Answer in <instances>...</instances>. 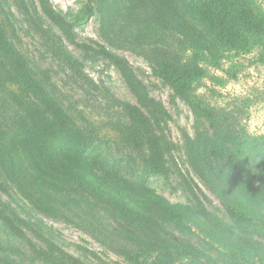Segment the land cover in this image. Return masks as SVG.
Returning a JSON list of instances; mask_svg holds the SVG:
<instances>
[{
  "label": "rangeland",
  "instance_id": "rangeland-1",
  "mask_svg": "<svg viewBox=\"0 0 264 264\" xmlns=\"http://www.w3.org/2000/svg\"><path fill=\"white\" fill-rule=\"evenodd\" d=\"M172 1L177 9L178 0ZM258 2L264 5V0ZM92 5L95 14L79 24ZM99 5L103 12L99 11ZM52 11L62 12V19L54 21ZM154 18L148 9L140 8L135 14L127 12L124 0H0V19L15 47L49 79L71 117L85 128L99 158L116 164L120 179L128 180V186L140 188L139 183L153 169L146 162L150 155L146 135H154L160 142L161 167L158 166L159 172L146 177V187L173 204L201 203L208 212L230 222L220 200L221 189L215 186L216 178L220 182L221 176L208 167L218 170L224 163L204 143L213 145L219 141L218 131L222 141L229 145L232 134L215 131L213 125L194 115L186 103L174 98L172 90L152 74L157 57L177 60L186 53L177 30L162 21L155 24ZM148 20L154 21L153 24ZM150 26L152 31L147 30ZM139 29L147 31L142 34ZM93 41L118 59L114 61L99 52ZM63 49L66 57L60 56ZM255 52L239 57L243 68L234 79L227 80L224 72L208 67V74L219 76L222 83L206 76L203 82L207 86L201 89L216 88L218 94L215 97L208 94V99L224 113L231 112L226 122H232L233 131L244 129L251 134H264V63L251 62ZM156 103L166 108L170 120L155 116ZM127 104L136 108L148 123H143V119L136 124L138 119H131L124 108ZM126 125L142 132L139 148L125 139L129 128ZM143 127L148 128L146 133ZM91 171L96 175L103 173L102 169ZM22 182L2 175L0 198L10 202L25 219L27 224L20 225L27 235L40 246H53L84 264H130L124 257L126 251L149 249L156 242L167 240L199 245L215 264H232L229 258L205 244V234L195 231L188 235L163 216L151 218L150 211H144L150 215V222L156 223L146 233L137 224L129 228V223L113 222L106 201L93 207L84 204L83 209L70 203L63 205L61 199L45 204L32 198L33 189L22 188ZM105 188L108 192L113 190L108 185ZM12 255L16 261L20 258L25 263L32 257L28 243L0 221V258Z\"/></svg>",
  "mask_w": 264,
  "mask_h": 264
},
{
  "label": "trees",
  "instance_id": "trees-1",
  "mask_svg": "<svg viewBox=\"0 0 264 264\" xmlns=\"http://www.w3.org/2000/svg\"><path fill=\"white\" fill-rule=\"evenodd\" d=\"M124 1L127 12L135 14L140 8L148 9L155 17V24L162 21L182 36L184 58L157 57L152 74L172 90L174 98L186 103L194 115L213 125L215 131L232 134L229 145L222 141L218 131L219 141L213 145L204 143L224 163L218 170L208 167L216 176H221L220 182L216 178L215 186L221 189L220 200L230 222L208 212L201 203L173 204L146 187V177L159 172L161 163L160 142L154 135H146L150 153L146 162L153 169L139 183L140 188L128 186V180L120 179L116 164L99 158V151L85 128L71 117L49 79L15 47L3 19H0V178L8 174L15 181L23 180L21 187L30 186L34 191L32 198L45 204L61 199L63 205L70 203L83 209L84 204L93 207L106 201L110 204L113 222L129 223V228L137 224L146 233L156 227L155 220L150 222V219L163 216L188 235L195 231L205 234V244L229 258L232 264H264V134H251L244 129L233 131L232 122H226L231 112L224 113L208 99V94L211 97L218 94L216 88L201 89L207 86L203 82L206 76L222 83L219 76L208 74V67L221 70L228 80L236 78L243 68L240 56L256 51L251 62L264 63V5L258 0H178L176 9L172 0ZM98 9L103 12L100 5ZM95 12V5L89 6L87 16L79 24ZM61 15L60 11H52L51 18L61 20ZM153 22L148 20L150 25ZM150 29L151 26L147 30ZM147 30L139 29V33ZM93 43L99 52L114 61L118 59L105 46ZM60 51V56L66 57L65 50ZM156 105L154 115L159 120H170L166 108ZM124 108L131 119H138L136 124L143 119V123H148L136 108L129 104ZM126 126L129 128L125 139L139 148L142 132ZM147 131L143 127V132ZM94 168L102 169V175L93 174ZM106 185L113 190L108 192ZM144 211H150L151 218ZM0 221L28 243L32 254L29 263L20 258L16 261L12 255L11 258L2 256L0 264H84L53 246L44 248L32 241L20 225L26 223L25 219L10 202L1 198ZM124 257L130 264H180L182 261L183 264H215L199 245L195 247L178 240L156 242L149 249L128 250Z\"/></svg>",
  "mask_w": 264,
  "mask_h": 264
}]
</instances>
